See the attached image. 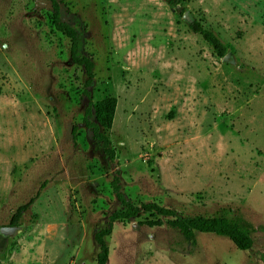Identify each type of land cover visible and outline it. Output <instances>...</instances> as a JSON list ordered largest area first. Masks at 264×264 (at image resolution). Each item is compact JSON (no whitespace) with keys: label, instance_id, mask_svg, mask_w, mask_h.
Masks as SVG:
<instances>
[{"label":"rangeland","instance_id":"obj_1","mask_svg":"<svg viewBox=\"0 0 264 264\" xmlns=\"http://www.w3.org/2000/svg\"><path fill=\"white\" fill-rule=\"evenodd\" d=\"M61 1L95 62L93 100L118 101L116 160L83 123L86 77L47 0H0V230L35 198L0 232V264H96L95 235L125 210L116 177L135 206L231 209L257 232L249 251L213 234L194 247L146 214L114 225L108 264H264V0Z\"/></svg>","mask_w":264,"mask_h":264},{"label":"trees","instance_id":"obj_2","mask_svg":"<svg viewBox=\"0 0 264 264\" xmlns=\"http://www.w3.org/2000/svg\"><path fill=\"white\" fill-rule=\"evenodd\" d=\"M47 2L52 12V22L55 30L70 41L71 63L80 67L86 77L82 96L88 100V105L83 123L86 129L93 134L94 141L102 147L109 160L114 162L116 155L107 132L113 128L118 101L113 97H107L97 102L93 100L91 88L95 79V62L91 56L82 52L78 31L65 21L63 2L61 0H47ZM190 30L199 35L212 48L215 56L224 58L227 55V49L218 36L213 31L205 28L200 21L193 22L190 25ZM72 134L74 142H76L78 138L77 128L73 129ZM112 185L117 199L122 203L125 210L113 213L109 217L108 226L95 235L96 243L99 246L96 264L109 263L110 249L106 239L112 235L114 225L116 223L134 222L146 214L159 218L158 220L146 221L151 227L168 225L177 230L184 240L194 247L198 245V234H213L227 238L241 251H249L255 244L253 235L257 232V229L244 218L234 215L231 209L221 208L212 215L182 217L176 210L156 203L135 206L122 193L118 177L114 179ZM37 196H39V193ZM34 201L35 198L31 199L29 204L17 209L16 214L9 223V227H21L23 213ZM5 252L6 250H2L0 254Z\"/></svg>","mask_w":264,"mask_h":264},{"label":"water","instance_id":"obj_3","mask_svg":"<svg viewBox=\"0 0 264 264\" xmlns=\"http://www.w3.org/2000/svg\"><path fill=\"white\" fill-rule=\"evenodd\" d=\"M225 60H229V55H226L224 57ZM20 229V227H3L1 228L0 232L2 235L5 236H10L16 233V231H18Z\"/></svg>","mask_w":264,"mask_h":264},{"label":"crops","instance_id":"obj_4","mask_svg":"<svg viewBox=\"0 0 264 264\" xmlns=\"http://www.w3.org/2000/svg\"><path fill=\"white\" fill-rule=\"evenodd\" d=\"M6 253H7V251L5 253H3L2 255L6 254Z\"/></svg>","mask_w":264,"mask_h":264}]
</instances>
